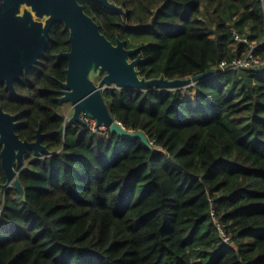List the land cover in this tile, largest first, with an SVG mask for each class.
<instances>
[{
    "label": "trees",
    "instance_id": "16d2710c",
    "mask_svg": "<svg viewBox=\"0 0 264 264\" xmlns=\"http://www.w3.org/2000/svg\"><path fill=\"white\" fill-rule=\"evenodd\" d=\"M80 1L113 42L141 47V76L216 72L178 88H105L113 116L148 144L110 127L60 134L68 60L55 54L70 32L55 23L22 96L0 97L21 112V135L41 124L52 151L20 172L25 194L6 197L0 264H264V70L218 67L243 52L234 28L264 55V0H111L124 12Z\"/></svg>",
    "mask_w": 264,
    "mask_h": 264
},
{
    "label": "water",
    "instance_id": "95a60500",
    "mask_svg": "<svg viewBox=\"0 0 264 264\" xmlns=\"http://www.w3.org/2000/svg\"><path fill=\"white\" fill-rule=\"evenodd\" d=\"M97 1L110 9L124 12L122 6L111 0ZM22 6L28 7L24 8L23 14ZM34 13L45 22L34 19ZM56 22L63 23L70 32V50L62 51L56 57L68 60L67 77L65 81H60L62 89L59 92L62 101H70L74 106L71 124L83 125L82 115L85 114L124 138L140 137L148 144L144 131L129 130L113 116L104 95L105 88L113 85L135 89L178 88L216 72V69H209L192 77L149 79L141 76L138 70V65L144 61L139 53L141 47H128V41L121 38L114 43L80 0H0V81L6 82L14 92L15 81L35 67L45 55L52 39V26ZM134 55L137 57L132 58ZM96 77L100 78L98 83ZM17 118L18 115L4 111L0 104V142L6 143L3 155L9 177L14 174L15 159L13 147L12 157L8 156L11 140L14 139L20 147L18 166L22 164L26 151H34L36 155L50 153L42 143L43 134L40 131L34 142L19 139L15 132L19 123L14 122ZM15 185L23 196L25 188L19 179Z\"/></svg>",
    "mask_w": 264,
    "mask_h": 264
},
{
    "label": "flooded vegetation",
    "instance_id": "af4514ba",
    "mask_svg": "<svg viewBox=\"0 0 264 264\" xmlns=\"http://www.w3.org/2000/svg\"><path fill=\"white\" fill-rule=\"evenodd\" d=\"M24 8H28L27 6H22V8H21V13L23 14V12H24ZM23 9V10H22ZM121 12V11H120ZM34 19H36V20H42V21H44L45 22V19H43V18H40V17H38L37 15H35V13H34ZM57 23V22H56ZM55 24V23H54ZM53 24V25H54ZM65 26V25H64ZM53 27V26H52ZM66 29V28H65ZM51 35H52V29H51ZM50 43V42H49ZM115 43V42H114ZM70 48H71V45H70ZM70 50V49H69ZM66 51H68V50H66ZM62 52V51H61ZM60 53V52H59ZM56 54H58V53H56ZM56 54H55V57H56ZM57 58V57H56ZM58 59V58H57ZM61 59H65V58H61ZM58 60H60V59H58ZM34 68V67H33ZM32 69V68H31ZM30 69V70H31ZM67 69V68H66ZM29 70V71H30ZM28 71V72H29ZM28 72H24L22 75H21V77L19 78V79H17L16 81H15V92L12 90V89H10L8 86H7V83L6 82H4V81H0V97H1V94H7L8 95V97L10 98V96H17V97H20V96H22V93L19 91V89H18V84H19V82H20V80L22 79V77H23V75H25V74H27ZM67 74V73H66ZM66 77H67V75H66ZM66 80V79H65ZM65 80H59V84H60V81H65ZM62 89V86H61V84H60V88L59 89H57L56 91L59 93V99L61 100V96H62V94L59 92V90H61ZM62 101V100H61ZM63 102V104H62V106H61V109L58 111H55V114H57L58 116H60L61 118H63V120H64V123H63V125L58 129V130H56L55 132H57V133H60V134H63L64 132H65V129H66V127L69 125V124H71L70 123V118H71V116H72V114H73V112H74V106H73V104L70 102V101H62ZM67 103H70L71 104V108H69V110L67 111V112H63V107H64V105L65 104H67ZM0 104H1V106L3 107V109H4V111H6V112H8V113H10V114H12V115H18V118H17V120H15L14 122H18L19 124H18V126L16 127V129H15V132H16V134L19 136V139L20 140H22V141H25V140H27V141H29V142H34V141H36L37 140V138H38V134H39V131L41 132V134H43V137H42V143L44 144V145H46L45 143H44V139L49 135V133L48 132H45L44 130H43V127H42V125L40 124L39 125V127L36 129V132H35V137H34V139H29V138H27V137H23L22 135H21V133H20V126L22 125V123H23V120H22V118H21V112H19V111H10V110H7V109H5V107H4V105H3V103H2V101L0 100ZM61 115H63V117L61 116ZM60 129H62V132H59V130ZM0 139H1V134H0ZM14 140V139H13ZM13 140H11L10 141V144H9V150H10V153H9V157L11 158L12 156H11V148L13 147L14 148V155H15V159H14V164H13V170H14V174L12 175V177H9V173H8V171H7V168L5 167V157H4V155H3V151H4V149H5V146H6V143L5 142H0V216H1V213H2V211H3V209H4V205H5V200H6V197H7V195L8 194H12V195H14V196H18V195H20V196H22L21 195V192L17 189V187H16V185H15V181L17 180V179H19L20 180V172L24 169V168H26V167H28V164H29V162L31 161V160H33V159H36V158H39V157H41V156H43V155H50L51 153H52V151L50 150V153L49 154H41V155H36L35 154V152L34 151H31V150H29V151H26V152H24V155H23V161H22V164L20 165V166H18V163H19V158L17 157V153L19 152V148L20 147H18L17 145H16V143H15V141H13ZM47 146V145H46ZM48 147V146H47ZM21 181V180H20ZM22 183V182H21Z\"/></svg>",
    "mask_w": 264,
    "mask_h": 264
},
{
    "label": "built area",
    "instance_id": "2783aa9c",
    "mask_svg": "<svg viewBox=\"0 0 264 264\" xmlns=\"http://www.w3.org/2000/svg\"><path fill=\"white\" fill-rule=\"evenodd\" d=\"M233 36L235 43L242 46L243 52L231 60L221 61L218 67L222 70L232 69L235 71L243 69L264 70V55L256 53L258 43H255L256 39L251 36L250 31L248 29L242 31L234 28ZM82 119L84 120V124L81 125L86 129L101 131L108 127L105 124H99L96 118L85 114L82 115ZM212 216L224 239L229 241L230 236L227 234L224 223L216 216L214 208L212 209Z\"/></svg>",
    "mask_w": 264,
    "mask_h": 264
},
{
    "label": "rangeland",
    "instance_id": "374dc122",
    "mask_svg": "<svg viewBox=\"0 0 264 264\" xmlns=\"http://www.w3.org/2000/svg\"><path fill=\"white\" fill-rule=\"evenodd\" d=\"M23 10V9H22ZM255 43H259V41L258 40H255ZM95 80H96V82L98 83L99 82V80H100V78L99 77H96L95 78ZM193 90H186L185 92H184V95L186 96V97H192V95H193V92H192ZM69 108H71V104L70 103H67V104H65L64 105V107H63V112H67L68 110H69Z\"/></svg>",
    "mask_w": 264,
    "mask_h": 264
},
{
    "label": "crops",
    "instance_id": "0c3cea01",
    "mask_svg": "<svg viewBox=\"0 0 264 264\" xmlns=\"http://www.w3.org/2000/svg\"><path fill=\"white\" fill-rule=\"evenodd\" d=\"M192 92H193V95H192V96H194V93H195V89H193V91H192Z\"/></svg>",
    "mask_w": 264,
    "mask_h": 264
}]
</instances>
